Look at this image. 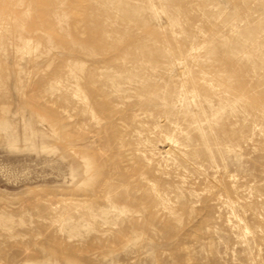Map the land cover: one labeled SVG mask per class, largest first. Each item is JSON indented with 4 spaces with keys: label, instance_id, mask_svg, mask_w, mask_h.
Instances as JSON below:
<instances>
[{
    "label": "rangeland",
    "instance_id": "374dc122",
    "mask_svg": "<svg viewBox=\"0 0 264 264\" xmlns=\"http://www.w3.org/2000/svg\"><path fill=\"white\" fill-rule=\"evenodd\" d=\"M0 264H264V0H0Z\"/></svg>",
    "mask_w": 264,
    "mask_h": 264
},
{
    "label": "bare ground",
    "instance_id": "6f19581e",
    "mask_svg": "<svg viewBox=\"0 0 264 264\" xmlns=\"http://www.w3.org/2000/svg\"><path fill=\"white\" fill-rule=\"evenodd\" d=\"M168 140H169V142H170V141H174V140H172V138H168Z\"/></svg>",
    "mask_w": 264,
    "mask_h": 264
}]
</instances>
